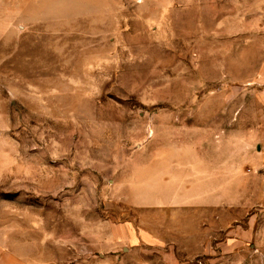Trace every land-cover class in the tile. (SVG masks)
<instances>
[{
    "label": "rangeland",
    "instance_id": "1",
    "mask_svg": "<svg viewBox=\"0 0 264 264\" xmlns=\"http://www.w3.org/2000/svg\"><path fill=\"white\" fill-rule=\"evenodd\" d=\"M263 14L0 0V244L21 264H264ZM162 158L219 173L162 197Z\"/></svg>",
    "mask_w": 264,
    "mask_h": 264
},
{
    "label": "crops",
    "instance_id": "2",
    "mask_svg": "<svg viewBox=\"0 0 264 264\" xmlns=\"http://www.w3.org/2000/svg\"><path fill=\"white\" fill-rule=\"evenodd\" d=\"M257 21L259 22V31L264 32V14ZM164 158H162L160 169L158 171L154 170V173L156 172V176L159 171H161L160 176L157 177H161L162 180H160V184H158L160 186L156 187V190H160L161 192H163L162 195H159L162 197L173 199L182 198L184 196L195 197L199 195L193 193L196 190L195 187L197 186V190H200L201 188L198 187L202 186V184H200L202 180L199 177H216L217 173H219V171H217V165L203 164L201 159H197V164L187 165V167L181 169L177 166V164L171 163L169 161V158ZM248 162L249 159H247V164H249ZM221 170L223 171H220L221 175L219 177H226V180L230 177H234V175L232 174L233 169H231L229 166L225 167L224 169L221 168ZM165 177L173 178H171V180H168L165 179ZM185 177L191 178L186 179ZM192 177H197V185ZM240 177L242 180H247V177L256 176H251L242 173ZM217 197V191H213V193L211 192L209 195V203H204V205L202 206L204 207L207 206L206 204H209L208 207L211 208V210H217L219 208V202L217 201ZM0 264H21V262L15 254L10 253L9 250L5 249L3 245L0 244Z\"/></svg>",
    "mask_w": 264,
    "mask_h": 264
}]
</instances>
